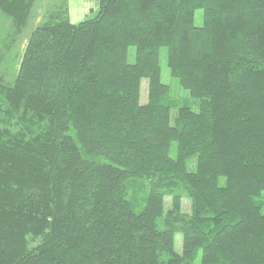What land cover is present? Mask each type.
<instances>
[{
	"label": "trees",
	"instance_id": "1",
	"mask_svg": "<svg viewBox=\"0 0 264 264\" xmlns=\"http://www.w3.org/2000/svg\"><path fill=\"white\" fill-rule=\"evenodd\" d=\"M62 1L0 83V264H264V0Z\"/></svg>",
	"mask_w": 264,
	"mask_h": 264
},
{
	"label": "rangeland",
	"instance_id": "2",
	"mask_svg": "<svg viewBox=\"0 0 264 264\" xmlns=\"http://www.w3.org/2000/svg\"><path fill=\"white\" fill-rule=\"evenodd\" d=\"M97 1V0H95ZM98 2V1H97ZM99 3V2H98ZM65 4H63L62 0H35L33 3V8L31 10L30 16L24 26V31L22 35H20L15 42H11V35L13 33L12 21L5 14L0 12V83L6 85H11L15 82L19 69L21 67V61L23 59L25 49L27 47V43L32 32L38 27L46 24L48 22V17L51 13H53L58 8H64ZM67 6L69 10V19H70V1H67ZM99 13V11H98ZM96 13L92 17L97 16ZM202 14V12H201ZM89 17V18H92ZM88 19V18H87ZM86 20V19H84ZM82 20V21H84ZM78 20V24L82 21ZM134 55V50H132V57ZM134 59H132L133 61ZM161 64H162V72L163 78L167 85L171 87V95L174 100H177L178 103H182V101H189L187 92L180 86L179 82L169 76L168 74V66H167V57L166 50L164 49L161 54ZM147 89L148 82L147 80H143L142 89H141V102L145 104L147 102ZM171 156H176V144L171 149ZM195 170V165L190 166V171ZM177 194H180L183 197L182 201V211L186 214L191 213V202L189 198L186 196L188 192L183 184H178V187L175 189ZM133 196V194H130ZM171 199L166 200V205L170 207ZM142 207H137L136 210L140 211ZM182 234L176 235V251H182ZM201 261V252H198L196 259L193 261V264H200Z\"/></svg>",
	"mask_w": 264,
	"mask_h": 264
},
{
	"label": "crops",
	"instance_id": "3",
	"mask_svg": "<svg viewBox=\"0 0 264 264\" xmlns=\"http://www.w3.org/2000/svg\"><path fill=\"white\" fill-rule=\"evenodd\" d=\"M70 1V20L77 23L92 17L99 11V3L95 0H69ZM79 21V22H80Z\"/></svg>",
	"mask_w": 264,
	"mask_h": 264
}]
</instances>
